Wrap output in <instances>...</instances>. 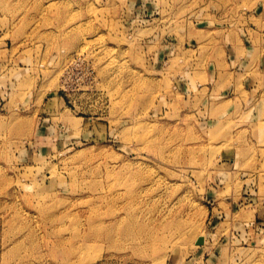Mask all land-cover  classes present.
Here are the masks:
<instances>
[{"label":"rangeland","instance_id":"1","mask_svg":"<svg viewBox=\"0 0 264 264\" xmlns=\"http://www.w3.org/2000/svg\"><path fill=\"white\" fill-rule=\"evenodd\" d=\"M0 264H264V0H0Z\"/></svg>","mask_w":264,"mask_h":264}]
</instances>
